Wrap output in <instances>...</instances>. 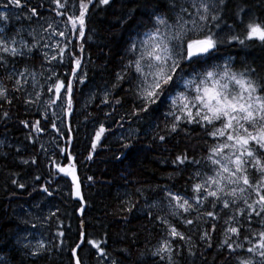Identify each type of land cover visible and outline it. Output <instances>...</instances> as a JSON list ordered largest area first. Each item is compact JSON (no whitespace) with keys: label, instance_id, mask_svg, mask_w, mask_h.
<instances>
[{"label":"trees","instance_id":"16d2710c","mask_svg":"<svg viewBox=\"0 0 264 264\" xmlns=\"http://www.w3.org/2000/svg\"><path fill=\"white\" fill-rule=\"evenodd\" d=\"M3 2L5 0H0V4ZM27 2L30 7H36L42 16H56L52 11L55 5L50 1ZM166 4L167 0H113L112 6L90 8L85 37L83 40L73 37L69 45V50L77 53L79 46H83L81 72L87 74L83 84H74L73 114L65 118V125L59 118L47 114L59 128V133L45 120L38 103H25L27 96L24 90H12L13 83L6 78V70L0 68V82L8 87L9 96L12 97L11 104L0 101L3 105L0 107V256L7 264H72L70 249L78 236L81 221L89 238L107 240V244L102 247L106 248L107 257L117 264L164 263L151 254L162 239H171L167 237L166 226L157 217L168 219L196 244V256H189L187 251H183L175 256L176 264H237V256L247 258L251 255L238 250L229 256L217 247L221 240L223 218L213 233L212 247L207 248L200 240L201 222L196 220L197 213L191 217L194 225H184L182 218L176 219L168 214L164 189L167 187L187 197L192 195L190 186L195 177L193 180H189V177L197 169L208 171L204 157L208 153V146L213 143L212 138L196 125H181L188 131L169 133L165 125L171 118L164 116L166 105L149 118L139 121L129 115L133 105L138 103L133 91V79L130 77L118 87H113L116 74L130 59L127 53L130 37L151 27L149 13L155 9L164 11ZM241 7L254 17L264 18V0H226L221 12L220 28L213 30L225 36L229 32L242 35L244 25L236 15ZM0 10L5 9L0 7ZM10 10L25 25L33 24L36 19H26L29 13L23 9ZM9 34L10 31L4 33L5 37ZM72 45L77 47L73 49ZM229 58L235 69H242L245 64L259 69L264 66V45L255 41L248 42L247 47L225 43L215 53L212 62L222 64ZM42 60L43 57L34 52L27 58H17L15 67L23 69L27 66L29 70L42 71L49 67L45 62L42 68ZM51 67L56 69L61 78L68 70L67 63H52ZM106 91L110 93V102L107 104L102 102ZM117 98L121 100L120 104L115 103ZM5 111L9 114L7 118L2 116ZM21 120L30 124L40 120L44 131L36 133L32 128H25ZM100 123H104L109 131L89 160L91 139ZM119 124H123V127ZM130 129L135 130V137L130 141L122 140V136L129 135ZM158 135H164L165 141H159L156 138ZM126 142L131 144L127 149L122 146ZM62 148H67L77 163L86 203L83 216L77 211L82 205L70 194L68 180L62 174H56L52 163L67 162L60 151ZM182 152L200 160V164L177 168L172 161ZM32 158L36 159L35 164L31 163ZM24 160L29 163H23ZM13 179L25 184V188H18L12 183ZM42 187H48L53 194L48 196ZM129 199L135 205L130 213L124 210L125 202ZM39 206L42 212L36 217H41L40 222L32 213ZM24 224L35 225V229L43 231L47 236L49 253L32 257L28 254L29 249H23L15 243L16 235L24 228ZM252 227L258 229L260 225L254 220ZM58 231H64L65 236L57 237ZM61 239L63 245H60ZM173 244L187 246L185 241H173ZM122 249H127V252ZM79 256L82 264H95V250L90 246H84Z\"/></svg>","mask_w":264,"mask_h":264},{"label":"snow or ice","instance_id":"6c2138e0","mask_svg":"<svg viewBox=\"0 0 264 264\" xmlns=\"http://www.w3.org/2000/svg\"><path fill=\"white\" fill-rule=\"evenodd\" d=\"M52 4L55 5L52 9L55 15L63 18L60 22L62 27L55 21H45L47 26L41 25V29L47 34V40L34 28L28 33L30 41L20 36L19 31L15 36L6 38L5 29L0 27V68L6 70V78L12 81V90H24L27 96L25 103L35 104L40 101L43 93V86L37 90V85L40 84L37 72L29 70L27 66L16 69L15 61L17 58H27L34 52L43 57L41 67H44L45 62L49 65L45 69L47 75L44 79L51 81L47 85V93L51 95L43 106L44 118L59 133V128L48 117L47 111L51 108L59 109V113L52 111L53 118L62 119L65 115L71 117L74 84H83L87 75L81 72L83 46H79L77 53L70 51L69 45L72 44L73 37L79 40L85 37L90 8L112 6L113 0H52ZM225 6L226 0H167L164 11L155 9L150 12L151 27L130 37L127 47L130 59L116 74L113 87H118L130 77L133 79V91L138 103L133 105L129 115L139 121L149 118L161 106L166 105L164 116L171 118L165 125L169 133L188 131L181 125H196L212 138L213 143L208 146V153L204 157L208 171L197 169L189 177V180L195 177L190 186L192 195L187 197L167 187L164 189L168 214L176 219L182 218L184 225H194L191 217L193 213H197L196 220L201 222L200 240L207 248L212 247L213 233L223 218L221 240L217 247L226 251L229 256L236 254L238 250L251 254L247 258L237 256V264H264V66L258 69L245 64L242 69H235L231 58L222 64L212 62L215 53L225 43L247 47L248 42L255 41L264 45V18L254 17L241 7L236 15L244 25L243 34L229 32L226 36L221 35L213 29L220 28L221 12ZM0 7L9 10L23 9L29 13L25 16L26 19H40L42 16L36 7L28 5L27 0H5ZM242 13L244 16H241ZM8 20V14L0 11V21ZM56 37L61 39H54ZM72 47L75 49L77 46ZM42 49H50V52ZM53 61L61 65L68 64V70L63 73L64 78L51 67ZM29 79L32 87L30 92L26 88ZM33 96L34 99L31 98ZM109 96L110 93L106 91L102 102L109 103ZM0 101L12 103L9 89L2 82ZM115 103L120 104L121 100L117 98ZM8 115L7 111L2 113L3 118ZM21 123L36 133L44 131L40 120L31 124L21 120ZM118 126L123 127V124ZM108 131L104 123H100L94 130L87 159H92V153ZM134 137L135 130L130 129L129 135L122 136L121 139L130 141ZM156 138L161 142L166 139L164 135ZM122 146L127 149L131 144L126 142ZM40 147L44 148L43 145ZM60 151L67 162H52L56 174H62L68 180L70 194L78 198L80 204H84L75 157L67 148ZM23 163L28 164L29 161L24 160ZM31 163L35 164L36 159L32 158ZM172 163L179 168L199 165L200 160L190 158L186 152H182L175 156ZM88 179L91 180L92 177ZM12 183L20 189L25 188V184L18 183L15 179ZM42 191L48 196L53 194L48 187H42ZM125 204L124 210L129 213L135 207L130 199ZM205 205L208 207L205 208ZM77 211L83 216V207H79ZM157 219L166 226L167 237L171 239H162L159 246L151 252L153 256L165 264H176L175 256L183 251H187L189 256H196V244L191 241L190 236H186L165 217ZM254 220L260 225L258 229L252 227ZM205 224L207 227H202ZM83 227L81 221L78 236L70 249L72 264H82L79 252L83 251L84 246L94 249L98 258H107L106 248L102 247L107 244V240L89 238ZM244 232L248 234L245 235ZM56 235L63 238L65 232L58 231ZM173 241H185L187 246H174ZM63 243L61 239L60 245ZM24 247L29 249L28 254L32 257L50 252L48 243L43 240H37L35 245L25 244ZM122 251L127 252V249ZM111 264L117 262L112 260Z\"/></svg>","mask_w":264,"mask_h":264},{"label":"rangeland","instance_id":"374dc122","mask_svg":"<svg viewBox=\"0 0 264 264\" xmlns=\"http://www.w3.org/2000/svg\"><path fill=\"white\" fill-rule=\"evenodd\" d=\"M47 1H50L52 3V0H47ZM0 11H5L9 16V20L7 22L0 21V27H3L5 29L4 33H6L7 31H10V34L7 37L15 36L17 31H19L20 36H22L24 39L30 41L31 36H29L28 33H29V31H31L34 28V29H36V32L38 34L44 35L45 39L47 40V34L43 33L42 29H41V25H44V27L47 26L45 21H55V23L57 25L62 27V25L60 24V22L62 20L61 17H56V16H53L51 14H45L40 19L36 18L35 21L33 22V24H26L25 25L24 21L20 17L17 19V16L11 10L5 9V10H0ZM11 27H13V30L11 29ZM20 36H17L16 38L20 39ZM54 39H61V38L56 37ZM52 42H54V40ZM42 51H49L50 52V49H42ZM52 63H56V62L53 61ZM45 69L46 68H44L42 71L35 70L37 72V79L40 81V84L37 85V90H39L40 87L43 86V93L41 95L40 101L38 102L42 111H43L44 102L51 95L50 93H47V85L49 83H51V81H45L44 77L47 75V72L45 71ZM40 73H43V75H40ZM28 85L29 86L26 88H27V91L30 92V91H32L31 79H29ZM31 98L34 99V96ZM52 111H57L59 113V109L51 108V109H48L47 114H51ZM66 117L67 116L65 115L62 119H60L63 121V124L65 122ZM167 204H168V202H167ZM166 208L168 209V206ZM38 209L40 210L39 213H37ZM38 209H36L34 211L32 210V213L35 215V217L37 214L40 215V213L42 212L41 206H39ZM36 218H37L38 222L41 221V217L38 216ZM24 225H25L24 228H21L18 231L16 238H15V243H17V245H19L21 248L28 249V248H25L24 245L25 244L35 245L37 240H43V241L47 242V236L45 237L43 231L40 228L35 229L32 226V224H31V226L27 225V224H24ZM157 259H158V257H157ZM111 261L112 260H110L108 257L107 258H104V257L98 258L95 255V264H111ZM0 264H7L6 260L4 258H2L1 256H0ZM158 264H165V262L164 263L158 262Z\"/></svg>","mask_w":264,"mask_h":264},{"label":"water","instance_id":"95a60500","mask_svg":"<svg viewBox=\"0 0 264 264\" xmlns=\"http://www.w3.org/2000/svg\"><path fill=\"white\" fill-rule=\"evenodd\" d=\"M68 117V116H67ZM81 191H82V189H81ZM76 198V197H75ZM76 200L79 202V200H78V198H76ZM82 205V207L84 208V211H85V209H86V203L84 202V204H81ZM79 215L81 216V214H80V212H79ZM84 225V224H83ZM84 228L85 227H83V230H84Z\"/></svg>","mask_w":264,"mask_h":264}]
</instances>
